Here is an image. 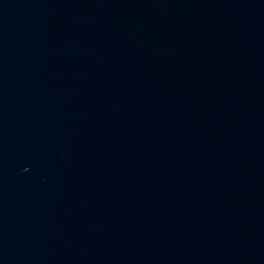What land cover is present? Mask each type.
I'll return each mask as SVG.
<instances>
[{
	"label": "water",
	"instance_id": "1",
	"mask_svg": "<svg viewBox=\"0 0 264 264\" xmlns=\"http://www.w3.org/2000/svg\"><path fill=\"white\" fill-rule=\"evenodd\" d=\"M0 264H264V0H0Z\"/></svg>",
	"mask_w": 264,
	"mask_h": 264
}]
</instances>
